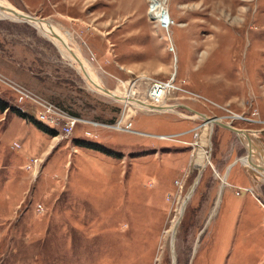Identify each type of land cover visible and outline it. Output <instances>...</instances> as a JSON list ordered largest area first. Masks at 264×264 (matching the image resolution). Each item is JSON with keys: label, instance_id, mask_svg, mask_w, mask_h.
<instances>
[{"label": "rangeland", "instance_id": "374dc122", "mask_svg": "<svg viewBox=\"0 0 264 264\" xmlns=\"http://www.w3.org/2000/svg\"><path fill=\"white\" fill-rule=\"evenodd\" d=\"M6 1L57 26L109 90L175 110L94 90L39 28L0 17V264H264L247 146L214 123L195 165L197 113L253 133L264 158V0Z\"/></svg>", "mask_w": 264, "mask_h": 264}, {"label": "bare ground", "instance_id": "6f19581e", "mask_svg": "<svg viewBox=\"0 0 264 264\" xmlns=\"http://www.w3.org/2000/svg\"><path fill=\"white\" fill-rule=\"evenodd\" d=\"M167 12H162L159 8L157 7H151L149 10V14L152 17H155L156 19H164L166 18V14ZM169 14V13H168ZM23 15V16H22ZM28 15L27 13L23 12L22 10L19 9H15V7H13L10 3H8L6 0H0V17H7V18H11V19H16V20H20V21H24V18H26ZM170 16V14H169ZM27 19V18H26ZM171 19V18H170ZM28 22V20H25ZM172 21V20H171ZM32 22V23H31ZM30 24L35 25L37 28H39L41 30V32L46 35L47 37H49L50 39H52L55 44L58 46V48L60 49L61 53L73 64L76 65V67L78 68V70L81 72L82 75H84L86 81L90 84V86H92V88L94 90H98V91H102L105 94H108L114 98H118L119 100L123 101L124 104H132L133 106H140L146 109H151V110H155V111H160V110H175L174 109V105H166V104H162V105H157L156 103H149V102H143L139 99H135L133 97H130L129 94L125 93H121L119 91H112L109 90L108 88H106L105 86H103L102 82L96 77L95 75V71H92L90 66L88 65L87 61L83 59V57L79 54L78 50L73 48L72 46H70L68 44V39H67V35L64 34L57 26L53 25L52 23L46 21V20H39V21H34V20H30L29 21ZM169 31V30H167ZM66 43L70 49L72 50V52H70L69 48L64 44ZM178 58V57H177ZM163 85V84H161ZM160 85V86H161ZM162 87V86H161ZM108 89V90H105ZM162 91V88L157 87L155 89V94H160ZM154 97H157L155 96ZM162 94V93H161ZM151 95V94H150ZM159 101V100H158ZM156 101V102H158ZM197 115L199 116V118L201 119H205L208 118L205 115L199 114L197 113ZM210 119V118H209ZM206 122V121H205ZM208 127H209V131H207V135H204L202 142H199V145H201V150L198 151L197 149V155L196 157H198V159H196L195 165L200 166L201 169L204 168V166L206 165V162L208 163L209 157H205L206 151L204 152V150L202 149L203 147L208 146V144L210 143V130L213 128V125H211V122H206ZM229 125V124H228ZM230 126V125H229ZM238 129V128H237ZM238 134V136L241 138V140H244L245 143L247 144L246 146H248L247 148H249L250 154L248 156L244 157V164L247 166H251L253 167V163H259V164H263L264 163V158L262 155H258V153L255 155L254 152L252 151V147L256 148V144L252 143L249 141V136L248 134L245 135L243 131H239L237 130L236 132ZM243 141V142H244ZM244 143V144H245ZM259 148V147H258ZM200 149V147H199ZM206 150V149H205ZM260 158V161H257V158ZM254 168V167H253ZM254 173L256 174H260L264 177V169L259 170V169H252ZM225 178H223V182H224ZM191 193V192H190ZM189 193V195H190ZM182 206V207H181ZM178 213L181 214V212L183 211V205H181ZM182 210V211H181ZM179 218L177 217L174 222L173 225H175L178 222ZM173 228L171 227V234L174 235L173 233ZM170 231V229H169Z\"/></svg>", "mask_w": 264, "mask_h": 264}, {"label": "built area", "instance_id": "2783aa9c", "mask_svg": "<svg viewBox=\"0 0 264 264\" xmlns=\"http://www.w3.org/2000/svg\"><path fill=\"white\" fill-rule=\"evenodd\" d=\"M149 7V6H148ZM149 10H150V8H148L147 9V15H148V19H150L152 22H155V25L157 26V27H159L160 29H164L165 28V31L166 30H169V26L170 25H172V19H170V16H169V14L167 13L166 14V18H164V19H159V18H155V17H152L150 14H149ZM173 46V45H172ZM172 49H173V47H171ZM165 82H160L159 80H155L154 81V84H153V86L151 87V89H150V91H149V95H150V93H151V97L153 98V99H156V100H159V99H161L164 95H165V93H162V94H160V95H157V94H155V89L157 88V87H159L161 84H164ZM154 94H155V96H157V97H154ZM34 118H36V119H38L39 120V122L40 121H44V123H45V125H50V126H55L54 125V119L53 118H49V117H46V114L45 113H40V112H38V111H35L34 112ZM42 123V122H41ZM131 125V124H130ZM69 127V126H68ZM68 127L66 128V130H60L59 132H60V136L62 137V135H67V134H69L70 133V130H71V128L70 129H68ZM127 127H129V125L127 126ZM200 135V131L198 132H196V140H197V138H198V136ZM198 141V140H197ZM197 144V143H196ZM198 145V144H197Z\"/></svg>", "mask_w": 264, "mask_h": 264}, {"label": "water", "instance_id": "95a60500", "mask_svg": "<svg viewBox=\"0 0 264 264\" xmlns=\"http://www.w3.org/2000/svg\"><path fill=\"white\" fill-rule=\"evenodd\" d=\"M27 19L26 18H24V21L25 20H28V22L31 20H34V21H39L40 19H39V17H37V16H34V15H31V14H29V13H27ZM23 16V15H22ZM42 20V19H41ZM32 23V22H31ZM68 48H69V50H70V52H72V50L70 49V47L66 44V43H64ZM105 90H108V89H105ZM189 108V107H188ZM191 109V108H190ZM192 111H195V110H193V109H191ZM205 121H207V122H211V125H213L214 123H216V124H220V125H223V126H225V127H227L228 129H231L232 131H234V132H237V130H239V131H243L244 132V130H241V129H237L236 127H233V126H231L230 124V126L227 124V123H224V122H222V121H220V120H218V119H213V118H210L209 119V117L208 118H205L204 119ZM207 131H209V127H208V125L206 126V127H204V129H203V131H202V133H200V141L202 142V140H203V137H204V135H207L208 133H207ZM244 134L245 135H247V132L245 131L244 132ZM201 146V145H200ZM206 146V145H205ZM248 147V146H247ZM199 150H201V148L199 149L198 148V151ZM197 151V152H198ZM202 151V150H201ZM250 151L251 150H249V148H247V156L250 154ZM195 162H196V160H195ZM254 168H256V169H259V170H262V169H264V163L261 165V164H257V163H253V165H252Z\"/></svg>", "mask_w": 264, "mask_h": 264}, {"label": "trees", "instance_id": "16d2710c", "mask_svg": "<svg viewBox=\"0 0 264 264\" xmlns=\"http://www.w3.org/2000/svg\"><path fill=\"white\" fill-rule=\"evenodd\" d=\"M8 105L6 104L5 101L1 100L0 99V109L1 110H4L5 108H7ZM14 111L20 115V116H23V117H30L31 120H33V122L40 128L42 129L43 131L45 132H48V133H54V130L52 128H50L49 126L35 120L32 118V116L28 115V113L26 112H23L22 110H20L19 108H16V107H13ZM77 142L81 145H84V146H89V147H93V145H95V143L93 142H88V141H83V140H77Z\"/></svg>", "mask_w": 264, "mask_h": 264}, {"label": "crops", "instance_id": "0c3cea01", "mask_svg": "<svg viewBox=\"0 0 264 264\" xmlns=\"http://www.w3.org/2000/svg\"><path fill=\"white\" fill-rule=\"evenodd\" d=\"M75 3H76V2H75ZM118 3H119V1H118ZM77 4H78V2H77ZM111 5L113 6V8H115L117 4L112 3ZM109 19H110V16H107V17H105L104 20H105V21H109ZM34 112H35V111H34ZM33 115H34V113L32 114V117H34ZM219 125H220V124H219ZM221 126H223V125H221ZM223 127H225V126H223ZM50 128H51V127H50ZM225 128L228 129L227 127H225ZM229 130L232 131L231 129H229ZM241 130H243V129H241ZM245 131H246V130H244V132H245ZM232 132H234V131H232ZM246 132H247V134H248L249 137H251V134H253V133L250 134L249 131H246ZM234 133H235V135L237 134L236 132H234ZM249 137H248V138H249ZM237 138H240V137L238 136V134H237ZM240 139H241V138H240ZM241 141L243 142L244 140H241ZM244 143H245V141L243 142V144H242V143H241V144L246 146L247 144H246V143L244 144ZM232 147H233V145H232ZM256 147H259V146L256 145ZM232 151H233V150H232ZM232 151H231L230 153H227V154H228V157H227V158H229V160L233 157V156H232V154H233ZM252 151L255 152V148L252 147ZM231 156H232V157H231ZM230 157H231V158H230ZM209 160H210V159H209ZM210 162H211V161H210ZM250 167H251V166H250ZM251 168L254 169L253 167H251Z\"/></svg>", "mask_w": 264, "mask_h": 264}]
</instances>
